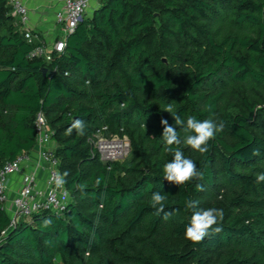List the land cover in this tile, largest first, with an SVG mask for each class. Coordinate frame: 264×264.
<instances>
[{"label": "trees", "instance_id": "1", "mask_svg": "<svg viewBox=\"0 0 264 264\" xmlns=\"http://www.w3.org/2000/svg\"><path fill=\"white\" fill-rule=\"evenodd\" d=\"M11 13L0 0V170L35 149L42 112L71 201L11 230L0 204V264H264V0H99L52 63L29 58ZM168 103L185 121L225 125L206 153L180 146L203 180L162 179ZM74 119L84 135L66 134ZM99 134L126 139L130 157L105 162L90 143ZM157 191L167 221L151 207ZM185 199L223 209V230L186 239Z\"/></svg>", "mask_w": 264, "mask_h": 264}, {"label": "built area", "instance_id": "2", "mask_svg": "<svg viewBox=\"0 0 264 264\" xmlns=\"http://www.w3.org/2000/svg\"><path fill=\"white\" fill-rule=\"evenodd\" d=\"M95 1L98 0H63V7L54 12V18L56 25L63 27L65 35L63 38L49 41L43 33L33 28L31 12L27 5L22 0H8L12 9L11 14L16 19L25 40L33 46L29 58L52 63L56 55L65 51L67 37L75 32ZM35 128L37 135L35 149L30 154H22L16 160L6 163L0 170V204L10 217L11 223L8 230L15 228L22 218L31 217L34 214L50 212L61 215L71 201L70 194L64 184L57 182L62 176L59 170V161L54 154L53 132L49 128L44 113L37 114ZM90 143L99 153L107 155V158H104L100 153L105 162L116 161L117 147L112 146L101 134L91 139ZM34 152L36 154L35 166L26 175L21 188L11 198L10 179L20 174L23 166L33 160L32 153ZM41 173L46 175L43 187L39 185Z\"/></svg>", "mask_w": 264, "mask_h": 264}, {"label": "clouds", "instance_id": "3", "mask_svg": "<svg viewBox=\"0 0 264 264\" xmlns=\"http://www.w3.org/2000/svg\"><path fill=\"white\" fill-rule=\"evenodd\" d=\"M122 107L124 105H121ZM162 111L172 115L175 123L170 125L168 120L161 119L160 123L163 127V132L160 137L165 145V150L173 153V158L164 164L162 179L167 182L181 186L192 181H200L204 179V170L198 168L196 163L186 158L181 149V145L191 148L199 153H206L209 150V141L215 139L216 135L224 130V123L217 122L213 119L199 120L195 116H188L186 121L181 116L174 112L173 104L168 103ZM86 123L82 119H74L70 126L66 129V134L71 135L75 130L77 135H84ZM179 129V130H178ZM183 133V136H181ZM254 155H260V150L256 149ZM68 175L67 172L58 179V183H63V177ZM256 183L264 182V172L257 173L255 176ZM97 187L101 184V178L95 181ZM86 185L80 186L82 195H87L84 191ZM198 191H203V186L196 185ZM150 204L155 209V214L160 216L163 214V219L168 220L172 215L171 211H166L167 200L166 196L157 191L151 195ZM185 210L191 211L190 222L185 227L184 236L193 243H199L211 234L220 233L223 229L220 223L224 219V210L216 207L202 209L197 207L196 202L190 199L184 201ZM101 208L103 205L100 206ZM52 224L51 218H44L41 221V228H48Z\"/></svg>", "mask_w": 264, "mask_h": 264}, {"label": "crops", "instance_id": "4", "mask_svg": "<svg viewBox=\"0 0 264 264\" xmlns=\"http://www.w3.org/2000/svg\"><path fill=\"white\" fill-rule=\"evenodd\" d=\"M31 12L32 26L36 31L41 30V33L49 40L53 41V37L56 34L57 25L54 18V12L62 9L63 0H22ZM97 3L93 8V12L97 9L99 5V0L95 1ZM92 4V6L94 5ZM91 6V7H92ZM52 39V40H51ZM56 40V39H55ZM35 152L32 153L33 160L28 164H25L22 168V172L18 175L13 176L10 179V196L13 198L16 192L21 188L26 175L29 174L35 166ZM46 181V175L44 173L40 174L39 185L44 186Z\"/></svg>", "mask_w": 264, "mask_h": 264}, {"label": "rangeland", "instance_id": "5", "mask_svg": "<svg viewBox=\"0 0 264 264\" xmlns=\"http://www.w3.org/2000/svg\"><path fill=\"white\" fill-rule=\"evenodd\" d=\"M95 5H97V3H94V5L90 8L86 17L91 16L93 14V9H94L93 7ZM40 32H41V30H40ZM64 35H65V33L63 31V27L58 26L57 30H56V34L53 37V40L63 38ZM107 140H108V142H110L112 144V146L117 147V149L115 151L116 152L115 153L116 161H122V160H125V159L130 157V148H129V144H128L126 139L121 140V139H117V138H112V139H107ZM97 145H98V143H97ZM53 147L55 148V144H53ZM101 154L103 155L104 158H107L106 154H103V153H101ZM29 219H30L29 217H24V220H26V221H28Z\"/></svg>", "mask_w": 264, "mask_h": 264}, {"label": "water", "instance_id": "6", "mask_svg": "<svg viewBox=\"0 0 264 264\" xmlns=\"http://www.w3.org/2000/svg\"><path fill=\"white\" fill-rule=\"evenodd\" d=\"M44 73H46V70H44Z\"/></svg>", "mask_w": 264, "mask_h": 264}]
</instances>
